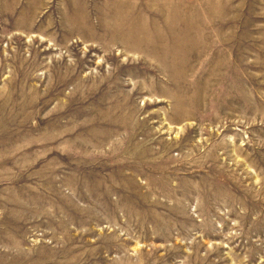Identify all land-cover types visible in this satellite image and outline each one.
I'll use <instances>...</instances> for the list:
<instances>
[{
	"label": "rangeland",
	"instance_id": "1",
	"mask_svg": "<svg viewBox=\"0 0 264 264\" xmlns=\"http://www.w3.org/2000/svg\"><path fill=\"white\" fill-rule=\"evenodd\" d=\"M0 264H264V0H0Z\"/></svg>",
	"mask_w": 264,
	"mask_h": 264
}]
</instances>
